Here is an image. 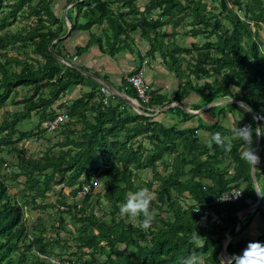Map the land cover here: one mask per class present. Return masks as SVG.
<instances>
[{"label":"trees","instance_id":"trees-1","mask_svg":"<svg viewBox=\"0 0 264 264\" xmlns=\"http://www.w3.org/2000/svg\"><path fill=\"white\" fill-rule=\"evenodd\" d=\"M135 1L78 2L76 18L71 19L67 13L70 30L65 37L64 22L50 12L46 0H0V110L11 103L21 106L7 112L0 122V153L16 157L10 178L0 173V264H50L47 258L62 264H182L193 251L202 252L206 264H226L220 258L223 242L232 236L226 254H240L249 240H236L237 236L256 216L264 221L262 197L254 212L238 219V213L256 204L258 196L251 166L240 158L249 146L236 136L238 127L264 125V119L256 123L250 113L264 117V40L259 35L264 26V0H210L209 4L206 0H145L142 10ZM32 2L36 4L30 6ZM31 20H35L33 26ZM18 21L26 26L12 32L11 27ZM167 25L171 32H161ZM94 26H102L100 33L91 32ZM178 27L188 29L185 36L201 37L204 42L189 47L176 45L171 40ZM81 31L89 33V40L84 47H75V56L71 55L70 60L84 55L93 45L112 58L126 52L133 55L131 33L139 32L148 50L143 56L135 54L139 65L128 76L140 70L144 58L155 59L158 55L177 80L174 96L161 94L147 82L149 90L147 100L140 103L141 114L113 95L116 104H104L105 94L109 93L83 74L88 69L66 66L58 60L69 63L59 46ZM9 51L16 54L10 55ZM184 55L192 62L186 61L185 68H181ZM99 79L106 81L104 77ZM202 79L212 81L193 82ZM122 81V93L134 99V90L125 78ZM88 84L90 89L78 98H66V92ZM22 89L28 95L20 98ZM192 93L200 97L196 105H190L194 111L229 99L203 112L216 118L238 113L240 126L227 129L206 122L201 115L197 126H165L151 116L155 109L176 103L163 114L187 122L195 116L182 107ZM58 101L63 102L53 109ZM58 109L70 117L53 132L64 135L56 144L59 150H46L39 157L28 155L19 143L34 140L46 131L40 126L53 120ZM36 117L37 123L33 124ZM26 123L30 128L25 127ZM199 131L208 134L205 140ZM216 132L232 144L231 151L214 142L209 147ZM257 155L255 181L258 190L264 192V138H259ZM6 162L4 157L0 159V169L7 167ZM159 165L161 170H157ZM148 169L150 180H142L141 173ZM95 179L102 181L103 189L91 185L87 194L79 196L82 187ZM6 180L20 183V190L11 193ZM58 186L62 189L57 190ZM143 187L151 191V209L160 221L146 231L141 227L142 216L132 220L119 214V205L128 194ZM64 188L69 189L72 199L81 197L79 206L68 204L62 196ZM233 189L242 193L238 201L219 200ZM52 192L61 195L57 206L44 202ZM105 205L110 209L97 217L95 209ZM48 209L60 217L68 215L79 225L74 237L76 252L62 255L67 244L62 233L71 234L66 228L69 223L60 219L46 228L43 214ZM105 216L110 218L109 223L104 221ZM238 222L241 229L236 234ZM196 231L201 237L194 244L190 236ZM52 234L57 240H51ZM255 241L264 242V231ZM51 245L62 250L54 252ZM97 256L104 260L99 261Z\"/></svg>","mask_w":264,"mask_h":264},{"label":"rangeland","instance_id":"rangeland-1","mask_svg":"<svg viewBox=\"0 0 264 264\" xmlns=\"http://www.w3.org/2000/svg\"><path fill=\"white\" fill-rule=\"evenodd\" d=\"M81 1L82 0H78V2H81ZM206 2H208V4H209L210 0H206ZM227 2L230 3V0H227ZM145 3H146L145 0H136L135 1V6L137 8H139L140 10H142L143 6L145 5ZM213 4L215 5V3H213ZM114 7H116V6H113V8ZM68 14L70 16L72 13L69 12ZM63 17L65 18V14H64ZM153 18H155V17L153 16ZM161 20L163 22H166L167 19L163 18ZM24 23L25 22L21 23V21H18V23H16L13 27H11V31L12 32H16V31H18L20 29H23V26H26V25H24ZM26 24H28V23H26ZM68 26H70L69 22H67V26L64 24L66 32H67V28H69ZM92 30H93V32L95 34L100 33V27L99 26H96V27L94 26L92 28ZM176 30H177L176 31V35H175L174 39L172 38L171 41H174L176 43V45H178L180 47H189L190 44H192L194 42H196L199 45H201L204 42V39L201 38V37L193 39V38L185 36L184 34L188 30L187 28L184 29L182 27H178V29H176ZM160 31L161 32L170 33L171 32V26L170 25L164 26V27H162L160 29ZM259 35H260L261 40H264V26L259 31ZM131 37H132L133 47L135 48L134 54L132 55L129 52L121 53V54L116 56V59L114 57V61L118 60V63L121 64V65L122 64H130V63L134 62L138 66L139 62H138V58H137V56L135 54L137 52H139L143 56L145 54V52L148 50V45H147V43L144 40L141 39L139 32L131 33ZM169 41L170 40H165V43H167ZM10 51H9L10 55L16 54V51H13V52H10ZM64 53L67 54V57H66V60H67V59H69L71 57L69 54L70 53L72 54L74 52L72 50L70 52L64 51ZM183 58L185 59V61L184 60H180V67L181 68H185L186 61H191L192 62V59L189 56H187V55H184ZM109 62H112V60H109ZM143 62H146L145 66L146 67L148 66V69L155 68L154 70H152V72H149L148 69L145 71L144 77L146 78V76H148V78H149V79H147V80L145 79V80L148 83H150V81L152 80L151 83L155 86V88H157V90H161V91L163 90L162 93H166L169 97H173L174 94H175L176 88H177V80L175 78L174 73L168 71L163 66V64L161 62V58L158 55L155 57V59H150V57H146V58H144L142 63ZM141 66H142V64H141ZM144 70H145V68H144ZM205 81H212V79H209V80L202 79L200 81L193 80V82L197 83V84H202ZM87 86L88 87H86L85 90H88L91 87L90 84H88ZM83 88H78V89H80V91H78V89H75L74 92L72 91L73 92V96L76 97V98H77V96H80L83 93L82 92L84 90ZM230 90L233 93L240 94V91L235 89V88H233V87H230ZM107 91L109 92V90H107ZM69 93H70V91L66 92V94H69ZM25 95H28V92H27L26 89H22V90L19 91V97L20 98L25 97ZM66 98L70 99V96L67 95ZM133 100L134 99H132V102H134ZM199 100H200V97L198 95L192 93L183 102L185 104V108H186L187 111L195 112V113H192V115L195 116V117H193L192 119H189L185 123H180L179 119L177 117H175V116H170L169 114H163L162 109H158V108L155 109L154 113L151 114V116H153L154 118L156 117L157 120H159V121L161 120V122L165 126H171V125H174V124L177 127L197 126L198 116L199 115H201L202 119L205 118L204 120L206 122H208V123L216 122L217 124L223 126L224 128H227V129H236L238 126H240V124H241V115L238 114V113H237V115L227 114L225 117L219 116L217 118L213 117L210 114L206 115L203 112L204 110H202V111L200 110L199 113H196L197 111H194L193 108L190 105H192V106L196 105L199 102ZM15 101H16V99H15ZM59 102H63V101H58L52 108L55 109L56 105L59 104ZM103 102H104V100H103ZM134 104H135V102H134ZM238 104L242 106L241 103H238ZM20 107L21 106L15 105L14 103L8 104L5 108L3 107L0 110V122H2V120L5 118V116H6L5 114L7 112L11 113V112L19 109ZM182 109L184 110L183 107H182ZM61 110H63V109H60V110L58 109V111H61ZM136 112L138 114L142 113L140 111V107H139V111L136 110ZM33 117H35V115ZM37 120H38L37 117L34 118L33 121H32L33 124H36ZM25 127L26 128H30V124L26 123ZM40 128L42 130H44V124H42L40 126ZM41 133L42 134L40 136L36 137L34 140L20 142L18 146H23V148L27 149L28 155H31L33 157H39V156L43 155L46 152V150H52L54 152L59 150V148L56 146V144L58 142H60L61 140H63L64 135H62V134H60L58 132L49 133V132L44 131V132H41ZM198 134L200 135V137L203 140H205V138H207V136H208L207 133L204 134V132H201V131H199ZM145 144L147 145V142H145ZM3 157L7 161L6 162L7 167H3V169H0V171H1L0 173L4 174L6 178H10V173L13 171L12 167H13L14 164H16V157H15L14 154L6 153V152L0 153V159L3 158ZM161 169H162V167L159 165V167H157V170H161ZM151 176H152V173H151V170H149V169L148 170H144L141 173V175H140L142 180H145V181L150 180ZM18 180H22V178H19ZM6 184L8 185L9 189L11 190V193H17L20 190V188H21L20 185H19L20 183L18 184L16 182H12V181H9V180H6ZM99 185H100L99 188L102 190L103 189V187H102L103 183H102L101 180L99 182ZM56 189L57 190H59V189L61 190L62 187L58 186ZM153 189L155 190L156 186H154ZM68 192H69V189L64 188L63 189V195H62V196H65L66 200L68 201V204L69 205L76 204L77 206H79L81 204V197L72 199L70 196H68ZM59 195H56L53 192L49 193L48 196H47V199L44 202H49V203H52L53 205H56L57 200H59L60 197H61V195L60 196ZM108 209H110V206L105 205L101 210H96L95 209V214H96L97 217H101L103 215L102 213H104V211H107ZM163 217H164V215L160 216V218H163ZM43 218H44V225H45L46 228H48L51 224L55 223L57 220L60 221V219H64V221L66 223H69L70 226L68 225V226H66V228L71 230L70 231L71 234L68 233L69 235H67L65 233H62L63 234L62 237L66 238L65 240H66V243H67L66 245L63 246V249L66 250V251L62 255L63 256H67V254L69 252H76L77 251V247H76L77 245H76L74 237L76 236L75 234L77 233V229H78L77 227H79V225L76 224L75 221L73 219H71L68 215H63L62 217H60V215L56 211L51 210V209H48L46 211V213L43 214ZM104 221L106 223H109L110 218L108 216H105L104 217ZM159 223H160L159 217H157V215L155 214V218L152 221V224H159ZM263 231H264V221L259 216H256V218H254V220L252 221L251 225L248 228H246L240 235H238L236 240L239 239V238L254 239V238H256L258 236V234L262 233ZM35 234H36V236H39L38 232L37 233L35 232ZM51 240L55 241V240H57V237L54 236V234H52ZM46 241L48 242V240H46ZM50 248L54 252H57V253H58V250H62L60 247L56 248V247L52 246ZM227 258H228V256H226V260H227ZM97 259L99 261H103L104 257L103 256H97ZM50 260H52V259H49L48 263H51Z\"/></svg>","mask_w":264,"mask_h":264},{"label":"clouds","instance_id":"clouds-1","mask_svg":"<svg viewBox=\"0 0 264 264\" xmlns=\"http://www.w3.org/2000/svg\"><path fill=\"white\" fill-rule=\"evenodd\" d=\"M253 119H264V117L254 116ZM236 136L249 146L241 152V160L254 167L259 163V156L256 154L253 142L254 138H264V125L256 124L254 127L252 123H249L243 127H238L236 129ZM212 142L225 151H231L232 144L226 142L220 132H216L212 135L209 147H211ZM254 189L258 196L264 198V192L256 188ZM152 198L151 191L146 187L140 188L134 193H129L126 197V201L119 205L120 216L132 220L142 216L141 227L145 231L148 230L155 218V211L151 209ZM200 237L201 235L196 231L191 234L190 240L196 244ZM182 264H206L205 256L202 252L193 251L183 259ZM226 264H264V242L250 241L242 253L228 257Z\"/></svg>","mask_w":264,"mask_h":264},{"label":"crops","instance_id":"crops-1","mask_svg":"<svg viewBox=\"0 0 264 264\" xmlns=\"http://www.w3.org/2000/svg\"><path fill=\"white\" fill-rule=\"evenodd\" d=\"M15 1H17V0H14V2ZM46 2L48 3V9L50 10V12L53 13V15L57 19L62 20L66 26H67V22H69L68 19H67V13H69V12L72 13L70 15V18L73 19V20L77 16L75 4H77L78 1L76 2V0H46ZM73 2H75V3H73ZM35 4L36 3H33L32 2L30 4V6H34ZM64 14H65V18L63 17ZM34 21L35 20H31V22H32L31 26L34 25L33 24ZM69 24H70V22H69ZM68 27L69 28H67V32H66L65 37L69 34L70 26H68ZM99 27H100V30H101L102 29V26H99ZM91 32H93V30H91ZM88 40H89V33L88 32H85V31L75 32L71 36H69L65 41H63V43L59 46V48L61 50H63V51H67V52H70V51L73 50V52L75 53V50H74L75 47H77V46L84 47L85 44H86V42ZM74 53H72V54L70 53L69 55L70 56L71 55L75 56ZM115 59H116V56H115ZM58 60L61 61L60 58ZM67 60H69L70 66L71 65L81 66V67L83 66L86 69H88L89 72H84L83 73L84 75H86L85 73H90V74L94 75L95 77H97L98 79H99V77H104V79L106 81L101 80V79H100V81H103L106 84H108L110 86V89L111 90H109L107 87H105L99 81H96V80L94 81V79L90 77L93 80V82H95V83L97 82V83H99L101 85L102 88H106L107 90H109V92H108L109 94H105V98H104L105 103L103 102L104 104H109V105H115L116 104L115 100L112 98L111 95H113L115 97H118L122 101H124L123 99H125V100L127 99V96L124 93H122L123 91L121 90V86L123 84V81H121V80H123L126 76H128V74H130L133 70H135V68L137 67V65L134 62L133 63H130V64H122L121 65V64L118 63V60L117 61L116 60L114 61V57L112 58V57H110L108 55L101 54L99 52L98 47L96 45L91 46L90 50L87 53H85L84 55L79 56L77 58L74 57V59L72 57L71 60L70 59H67ZM109 60H112V62H109ZM145 65H146V62H143L142 63V66L140 68V69H143V70L145 68L144 74H145V71L148 69V66L146 67ZM154 69L155 68H153V69L151 68V69H148V70H149V72H152V70H154ZM86 76H88V75H86ZM145 79L146 80L149 79L148 76H146ZM151 81H150V83H151ZM80 88H83L84 89L83 91H87V90H85L86 86H82ZM75 89L73 88L70 91V93L68 94L70 96V99L71 100L76 99V97L73 96V92H74ZM78 91H80V89H78ZM162 91L160 90V93L165 95V93H162ZM78 97L79 96H77V98ZM125 103L134 112H136V109L133 106L129 105L127 102H125ZM172 105H173V107L174 106H177L176 103L175 104L172 103ZM183 108L188 113H191V114L192 113H195V112L187 111L186 108H185V105H184ZM166 110H163L162 109V112L164 113ZM199 111H197L196 113H199ZM61 112H63V110H61ZM169 115L170 116H175V115H172V114H169ZM204 134H206V133H204ZM256 238H254V239H247V240H249L248 243L250 241H255ZM247 244L245 246H247ZM245 246H244V248H245ZM226 256H227V254H226Z\"/></svg>","mask_w":264,"mask_h":264},{"label":"built area","instance_id":"built-area-1","mask_svg":"<svg viewBox=\"0 0 264 264\" xmlns=\"http://www.w3.org/2000/svg\"><path fill=\"white\" fill-rule=\"evenodd\" d=\"M61 63L66 65V66H70V64L68 62H66L62 59H61ZM125 80L128 83V85L134 90L135 98L133 101L135 102V104L139 108L140 103H143L147 100V92L149 90L148 83L144 77V70L140 69L136 73H134L133 75L126 76ZM128 99L130 101H132L131 98H128ZM104 103H105V101H104ZM137 111H139V110H137ZM69 120H70V117L68 116V114L60 111L59 113L56 114V116L53 120H48L45 122L44 129L49 133H53L59 128V126H61L62 124H64L65 122H67ZM91 185L92 186L94 185L95 187L98 188L99 187V181L97 179H95L94 181L89 182L88 185H84L82 187V190L79 192V196H84L85 194H87L91 188ZM241 197H242L241 191L237 190V189H233V190H230V191L222 194L221 197L219 198V200L223 201V202H236ZM60 209L63 210L62 207ZM47 259L48 260L52 259V260H50L51 261L50 264H62L58 259H55V258H47Z\"/></svg>","mask_w":264,"mask_h":264},{"label":"water","instance_id":"water-1","mask_svg":"<svg viewBox=\"0 0 264 264\" xmlns=\"http://www.w3.org/2000/svg\"><path fill=\"white\" fill-rule=\"evenodd\" d=\"M85 74L88 75L89 77L93 78L94 80L99 81V82L102 83L105 87H107L109 90H111V89H110V86H109L108 84H106V83L103 82V81H100V79H98V78L95 77L94 75H92V74H90V73H85ZM123 100H124L125 102H127L129 105L133 106L136 110H139L138 106H137L136 104H134L132 101L128 100V98H127L126 100H125V99H123ZM228 100H229V99H226V100L219 101V102H217V103L211 104V105L205 107L203 110H205V109H207V108H210V107H213V106H217V105H219V104H221V103L227 102ZM237 105H238V106H241V105H239L238 103H237ZM171 107H173L172 104H170L169 106L163 108V110L169 109V108H171ZM250 113H251L253 116H255V114H254L253 112H250ZM256 123H257V120H256ZM258 143H259V138H255V140H254V144H253V147H254V149L256 150V154H257V149H258ZM255 170H256L255 166H254V167L251 166V177H252V181H253V183L255 184V188L258 190V188H257V186H256V181H255ZM255 191H256V190H255ZM256 194H257V192H256ZM257 196H258V195H257ZM260 202H261V197L258 196V201H257L256 204H254V205H252L251 207L247 208L246 210H244V211L238 213V219L240 220L241 217L244 216L245 214H248V213H252V212H254V211L259 207ZM240 229H241V224H240V222H238L235 233H238V232L240 231ZM231 239H232V236L229 237L227 240H225V241L223 242V244H222V249H221V251H220V258H221V260H222L224 263H226V252H225L224 249H225V246L228 244V242H229ZM245 248H246V246H245ZM245 248H243V250H244ZM243 250H242V251H243ZM242 251H241L240 253H242Z\"/></svg>","mask_w":264,"mask_h":264}]
</instances>
